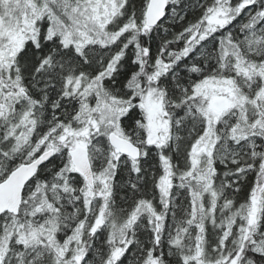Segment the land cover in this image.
I'll list each match as a JSON object with an SVG mask.
<instances>
[{
	"label": "snow or ice",
	"instance_id": "snow-or-ice-1",
	"mask_svg": "<svg viewBox=\"0 0 264 264\" xmlns=\"http://www.w3.org/2000/svg\"><path fill=\"white\" fill-rule=\"evenodd\" d=\"M126 262L264 264V0H0V264Z\"/></svg>",
	"mask_w": 264,
	"mask_h": 264
},
{
	"label": "trees",
	"instance_id": "trees-1",
	"mask_svg": "<svg viewBox=\"0 0 264 264\" xmlns=\"http://www.w3.org/2000/svg\"><path fill=\"white\" fill-rule=\"evenodd\" d=\"M192 2L194 3L195 0H192ZM199 15L198 10L195 12L190 11L187 15V19L183 22L184 25H186L189 21H193L197 16ZM237 23H239V21H237ZM174 31H179L181 30V25L177 24L176 26H174ZM250 179H254V177H251ZM127 264V262H126Z\"/></svg>",
	"mask_w": 264,
	"mask_h": 264
}]
</instances>
